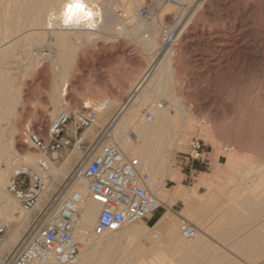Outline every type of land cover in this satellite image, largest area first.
I'll use <instances>...</instances> for the list:
<instances>
[{
    "label": "bare ground",
    "instance_id": "obj_1",
    "mask_svg": "<svg viewBox=\"0 0 264 264\" xmlns=\"http://www.w3.org/2000/svg\"><path fill=\"white\" fill-rule=\"evenodd\" d=\"M6 1L8 2V0ZM116 1L118 0H88V3L90 5H95V11L97 13V17L93 21L96 27L90 30L65 29L59 26H55V27L53 26V20L50 14L53 12L58 13L59 11H61L66 0H18L16 2H13L14 3L13 5L17 4L18 6V7L14 6L15 10L13 11H16L15 12V14L17 15L16 18H20V20L18 19L20 21V23L18 22L20 26L17 24L19 26L17 29L19 30H14L13 32L14 34L16 33L15 35L16 40L12 41L7 46L5 45L7 41H4V38H8L9 35L5 34V32L2 31V33L4 32V36H2L3 34L1 35L2 37L0 36V46L5 45V47H3L0 50V121L2 120L1 115H3V113L8 112L6 108L10 106L9 104L11 102L9 100V95H10L9 91L11 92L10 89H13V86L16 87L17 85L19 86L21 84V82L20 84L14 82L15 78L17 77V75L14 74L15 72H17L18 74H22V75H24V73H29V72L30 73L34 72L35 74L36 73L38 74V72L42 71V67H41L43 66L41 65V63H43L42 59L44 61H48V63H50V66L48 67L49 64L47 63L48 69L44 66L46 69L45 71L48 72L49 70L50 74L52 73L51 75L54 74V77L56 78L59 77L58 78L59 80L57 82L58 84L57 87L59 88V89L57 88L58 96L55 95L56 96V97L54 96L55 98L50 97L52 98V100L55 101L54 102L55 106L53 109H55V112L59 111V113L61 112L69 113L67 104H63L64 99H65L64 96L66 94V88L68 86V81H69V79L67 78V75L70 72H75V71L80 70L79 66L77 65V60L79 58V55L82 56L84 54L87 46L88 47L91 46L93 49H95V51H96V48L100 50L103 49L104 50L103 55L108 56V60L118 58L117 56L111 57V55L117 54L116 53L117 47L115 48V45H117L119 42H122L123 40H128V39L130 41L131 40L134 41L137 45V48L140 49L139 51L143 53L145 51L150 50L152 47H155L156 50L158 49L160 50V47L162 46V44H159L160 43L159 37L162 33L161 30L159 29L162 23L161 20L164 19L168 15L173 16L174 14L175 15L183 14L182 12L185 9L184 10L181 9V7L178 5L182 4L186 0H176L175 3L167 2L165 0L164 1L146 0L149 3L148 5H146L147 14L144 18L137 17L136 13L133 11L134 7H136V5L140 2V0H131L130 3H127L124 6V10L123 12H121V14L115 8L117 5L115 3ZM232 1L235 3L234 5L237 6L235 7V10L240 15L236 11L234 14H231V15L228 13V10H229L228 4H230V3L227 4L228 0H223L221 2L218 0L216 1V5L221 6L222 7L221 9L225 10L223 11L224 12L223 15H225L224 18H226V16L228 17L230 16L233 19V21H229L230 23H228L227 25V29H228L227 31H229V33L232 32L234 34L232 37H230L231 39H228L230 41L231 49L237 52L244 60H248V59L250 60L251 58L254 59L257 57V55L263 57L264 56V0H232ZM237 1L239 3H244L245 5H243L240 8ZM7 2L6 4H8ZM73 2L79 3L80 7L84 11L88 12L89 15H91L92 9L88 7V5L85 3V0H67V3L65 5L66 11L72 10ZM10 4L11 3H9V5ZM9 5H6V7ZM203 6L204 4L199 2L197 3V6L195 7L194 10L201 9L203 8ZM2 7L4 6L2 5ZM18 10H19V13L17 14ZM144 13H145V10H144ZM246 13H248V15H246L245 17ZM12 15L13 14H11L10 16H11V19L13 20L15 16L13 17ZM249 15H252L253 17L251 18ZM7 17L9 19V16ZM7 17L5 18L4 21H6ZM216 17L218 18L219 14ZM181 18L182 17H180V19ZM188 21L189 20L185 22L184 29L188 28L186 24ZM226 21L227 20H225V22ZM247 22H251V24L248 25V27H246ZM5 23H4V27H5ZM26 30H28V32H26ZM198 30L199 29L196 30L197 33L199 34L203 33L202 29H201V32ZM215 30H216V25L212 24L210 25L208 29L209 31L208 33L218 34V32H214ZM186 32L184 30L180 31L179 34H177V36L172 34L169 41L173 39L172 40L173 42L169 43L167 48L163 47V49L161 48L162 51L160 50V52H162V57L160 56L161 58L158 61H156V58L153 59L155 63L154 61L151 60V62H149L150 64H148L149 66L146 67V69L141 73V75H139L136 80L130 83V86H129L130 88L127 93L126 99L124 101L121 100L122 101L121 103L119 102L120 104H119L117 112L107 121V123L111 122V132H112L113 140L117 143L121 151L125 155L136 157L139 160L140 168L148 174L146 185L148 189L156 196L159 202V206L155 211L143 217L139 221L126 224L118 230L106 232L102 235H93L92 228H93L96 216L99 212L100 206L97 202L91 200V198L89 197L86 182L82 179L77 180L73 184L72 188L80 196V202L77 206L78 207L77 208L78 209V223L76 224L74 228V237L77 240V242L80 244L79 251H78V264H114L113 262H116L115 260H117L116 258H117L118 252H120L121 250V248L118 250V246H120V244L124 240L135 241V239H137L136 241L138 244L135 243V245H138L140 247L139 248L140 250L142 251L151 250V252L160 251L164 243H168L170 245L178 244V247H182L181 249H183L184 247L185 249H189L190 247L186 244L190 245V243L192 244L195 241L194 239L193 242H189L191 240L190 239L191 237L189 238L190 240H187V241L183 240L184 237L181 234L184 228L182 226L180 227V224H182V220L179 221L181 223L178 224V222L175 219H173L171 215H169L170 213L168 214V209H170V204L174 203L177 199H183L186 201V203L183 201L186 207L185 206L183 207L184 209L181 210V213L183 212V214L187 215L188 218L189 217L192 218L193 216L191 215L193 214L191 213H194L195 211L193 210L196 209L194 207L195 206L194 200L197 197L195 196V192H193L195 190V187L189 188L186 186L185 187L180 186L176 190L172 191L171 194L168 192L170 195L167 194L164 188L165 180L174 181V178H176V176L179 174L178 171L171 169L172 167L169 166L170 164H168L167 158H169V155L175 149L176 150L181 149L184 146L183 143L186 140V136L189 134V132L192 130V127H193L192 126L193 122L191 121L192 119H190L189 113L187 109L184 107L183 102H181V100L179 101L175 95L169 93L168 91L169 87L167 84L168 79L173 74V69H174L173 65L175 62L174 61L175 56L178 54V51H179L176 48L173 49L172 46L174 45H172V43H174V41L177 38L183 37ZM251 33H254L256 37L253 39H250ZM166 39L164 40L166 41ZM4 42L6 43L4 44ZM164 44L163 46L166 45ZM15 47L16 48L18 47L17 51H19V54H20L19 57H13L10 59L3 58L2 54L12 53ZM43 51H47V52L43 53ZM95 51L93 53H96L98 55L102 54L101 52H98V51L95 52ZM123 53L124 51H121V53L118 54V56H122ZM39 58H41V61L39 60ZM37 60H39L41 63H39V61ZM92 61L95 63L94 59ZM44 67H43V71H44ZM13 74L15 75V77L13 76ZM39 75H41V73ZM52 83L55 84L56 80L55 82H52ZM53 91H56V90L54 89ZM157 95L165 96L169 101V104H167L168 106L166 105V107H164L163 104H160L159 102L154 101L155 99L154 97ZM251 99L252 98H250V100ZM247 101H244L243 103L244 104L249 103V101L248 102ZM148 102H150V104H148ZM112 103H113L112 99L107 96H103L101 99H98L95 101H91L90 99L87 98L83 100L81 104V108L85 109L86 107H93L97 109L98 115H99L107 111L113 105ZM13 106L14 105H12V107ZM143 108H147L149 111H151L152 114L155 116V119L153 120L152 118L151 121L149 122L146 121L144 119V114L142 113ZM17 109L14 111H17ZM44 112L47 113V111H44ZM46 113L45 114L43 113V115L40 117V120H39L40 124L43 123V121H48V120L50 121V119H53L52 116H55V115H50L49 112H48L49 115ZM253 115L254 114L249 111L247 116L246 114H243L244 117L242 116L243 120H241V122H237V123H241L240 125H237V127L240 126L239 127L240 130L238 131L239 134H242L244 136L250 133L251 134L253 133V135L255 134V131L257 130L254 127L255 123H254V119L252 118ZM208 123L209 124L213 123V121L211 122L208 121ZM233 123H236V122H233ZM4 125L0 123V220L4 224L9 226L10 228V233L7 234L6 236L7 242L15 243L21 233V230L24 229L27 221L29 220V212L22 211L18 207L17 201L13 198L11 194L7 192L5 188L6 183L8 181V176L10 175V172H11L10 160L12 156L17 155L20 157L22 162L30 166H35L42 159H39L40 155L37 156L36 152L34 153L33 151L32 153V151L28 149L29 148L28 144H26L28 143V140H27L26 135L23 133V131L21 132L20 136H18L19 139H17L16 133L18 132L16 130V127L10 126L8 129H6L5 128L6 125L5 126ZM237 127L235 126L234 128L237 130L238 129ZM220 129L221 131H224L226 128L223 130V128L221 127ZM131 132H133L134 135H131ZM211 132H212V129H211ZM211 132H208V134L209 136H213V138L211 137V139H214L215 138L213 135L214 133L211 134ZM89 133L94 134L93 126L83 131L82 133L83 138L86 137V135H88ZM227 133L229 132L225 131V133L223 134L228 135ZM257 133L258 132H256L255 136L257 135ZM259 135L261 136V133ZM15 139L20 140L18 141L20 142L19 143L20 146L17 147V144H15L16 143ZM236 139L235 140L239 142L236 143V141H233V143L235 142L236 144L235 143L234 144L237 147L240 143V138H236ZM242 140H241V143H242ZM247 140H244L245 144H247V142H249L250 139L248 141ZM251 140L249 144L253 142ZM262 142L263 141H261V145L262 144L264 145V143ZM241 143L239 145L241 148H236L237 151H243V150L249 149L254 152V149H255L253 145L254 143L250 144V146L251 147L253 146L254 149L250 148V146L247 149L243 148L241 145L247 147L248 144L244 145L243 143L242 144ZM19 147L22 149V151L18 150ZM75 148H77V145L75 146ZM253 154L254 153L248 154L247 156L248 161L244 160L246 158L245 156V158L242 159V161L244 162L241 161V164H240V161H239L234 165L235 166L234 169H236V166L238 165L240 168H242L240 169L239 167H237L239 168L241 172V179L239 178L240 179L239 184H242V181H243V185H240V188H242L241 186H243V190L240 189L243 193V197L241 198L242 201L240 199L239 201L240 203L238 202L234 204L240 208L242 206V209H244V211H247V210L250 211V209L251 210L254 209L253 208L254 205L251 201L252 198H255V200L257 201L256 203L258 202L264 203V157L259 160H255V159L250 160L249 155H253ZM234 155L235 153H233V151L230 152L227 155L228 156L227 161L230 160ZM252 157L253 156H251V158ZM57 171L59 172V169L55 167V165H53L52 162H50L48 174L53 178L54 173L56 174ZM200 176L201 177L199 178V181L197 182V187H199V185L204 182L203 175H200ZM241 191H240V194L242 196ZM212 195H214V193H212ZM167 196L169 198V203L165 205L167 208V211L162 212L161 204L164 202ZM210 199L213 201V208L211 210H214L215 209L214 207L218 208V210L224 208L221 205L223 202L222 201L219 202L218 196L210 197ZM238 204H242V205H238ZM250 204H252L253 206H250ZM39 206L40 204L36 205V207H39ZM228 207H230V205L225 208H228ZM245 207H248L250 209L248 208L246 209ZM257 207H256L257 210H261L260 209L261 205ZM225 208L222 209V211L223 210L225 211ZM234 209H231L230 207L228 211H231ZM242 209H241V213L243 212L244 214L242 213L243 215L240 218L245 217L244 220L247 219L250 222L251 221L250 218L252 217H250L251 215L249 216V214H252L253 211L252 213H250L249 211H247L249 213L247 212L245 213ZM262 210L264 211L263 208ZM263 211L262 212L257 211V212L262 213L260 215L261 224H259V220L257 219L255 220V224L258 222V225H260L259 229L253 227L254 223L252 224V222L247 223V224L252 225V227L257 230L262 229L264 226V212ZM213 212H214L213 213L214 215L217 214L216 209ZM231 213L233 212L231 211ZM237 213H239V211H237ZM221 214L222 212L220 213V216L218 217L216 215L215 217L217 218L215 219L216 222L229 220V222L225 223V225L231 224L230 222L233 221V220L230 221V219H232L231 214H230V217H228L227 216L228 214L225 212L222 215ZM194 215L197 216V214H194ZM196 216L194 217L196 218ZM237 218H236V221H239V220L242 221L243 219L242 218V219L237 220ZM255 218L256 217H254V219ZM139 222H142V223H139ZM216 222H213V223H216ZM258 225H256V227H258ZM253 228H252V231L254 230ZM248 230H250V228ZM246 231L245 233H247ZM250 234H255V231L254 233L253 232L249 233V235ZM195 235H198V233H195ZM242 236H245V234ZM196 237H199V236H196ZM258 237L256 238L258 239ZM142 238H147L148 241L151 243L150 244L151 246L147 247V249L145 248V245L141 243ZM253 238L256 239L255 237ZM242 239H240L239 241H242ZM243 241L241 243L243 244L247 243V247H248L249 241L248 242H246V240L244 242ZM237 242H235V244H237ZM256 242L258 241L256 240ZM250 243L254 244L253 242H250ZM258 243L263 244L264 242L261 241L260 243L259 241ZM195 245L197 244L195 243ZM239 245H236V246H239ZM257 245L258 244L254 246H257ZM186 246H188L189 248H186ZM241 246L245 247L246 245L245 246L241 245ZM148 251H146V254L150 253ZM143 253L142 255H139V256H144L145 254ZM158 253H155V254H158ZM152 261L153 260L151 259V262Z\"/></svg>",
    "mask_w": 264,
    "mask_h": 264
},
{
    "label": "rangeland",
    "instance_id": "obj_2",
    "mask_svg": "<svg viewBox=\"0 0 264 264\" xmlns=\"http://www.w3.org/2000/svg\"><path fill=\"white\" fill-rule=\"evenodd\" d=\"M12 1L13 0H10V1L8 0V2L6 0H0V3H2L0 4V36L2 34H3L2 36H4V32L5 34L9 35L8 38H4V41H7V43L4 42V44L6 43L5 44L6 46L10 44L12 41L16 40V36H15L16 33L14 34L13 32L14 30H19L17 28L20 26L19 25L20 18H16L17 16L15 14L16 11H13L15 10L14 6L18 7L16 3H15L16 5H13L14 4L13 2H16L18 0H14L13 2ZM148 1L143 0L142 2V0H140V2L136 5V7H134L133 11L136 13L137 17L144 18L146 16L147 14L146 5H148L149 3ZM216 1L217 0H198L197 2V0H186L185 2H183L184 4L182 3L178 5L181 7V9L183 10L185 9L182 12L183 14H179L180 17H182L181 19L179 15L174 14L175 16L168 15L164 19L161 20L162 23L159 29L161 30L162 33L159 37V40H160L159 44H162V46L160 47V50L161 48L163 49V47L167 48L168 44L173 42L172 41L173 39L169 41L172 34L177 36V34H179L180 31H183V30L185 32L187 31L183 37L177 38L174 41V43H172V45H174L172 46L173 49L176 48L179 51H178V54L175 56V60H174L175 62L173 65V68H174L173 74L168 79L167 84L169 87L168 88L169 93L175 95L179 101L181 100V102H183L184 107L187 109L189 113V117L190 119H192L191 121L193 122L192 130L186 136V140L183 143L185 147L183 146L181 149H177V150L175 149L169 155V158H167L168 164H170L169 166L172 167L171 169H174L175 171L179 172L176 178H174V181H170V180L164 181V188L167 194L169 193L171 194L172 191L176 190L180 186L181 187L186 186V187L191 188L190 187L192 186L191 183L194 181L196 172L198 171L197 170L198 168L196 166L197 164L203 165L206 170L208 169L210 165L213 169V167H215L216 165L218 166L221 162H223V164L226 163L228 166H230V168H235L234 165L238 162L236 160L239 159V161L240 160L242 161V159H244L246 156L244 160L248 161L247 159L248 154L254 153L253 155H249L250 160L252 159L259 160L264 157V145L263 144L261 145V141H263L262 143H264V56L262 57V56L257 55V57L254 59L251 58L250 60L249 59L244 60L237 52L231 49L230 41L228 39H231L230 37H232L234 34L232 32L229 33V31H227L228 30L227 25L228 23H230L229 21H233V19L230 16L229 17L226 16V18H224L225 15H223L224 13L223 11L225 10L221 9L222 8L221 6L216 5ZM218 1L221 2L223 0H218ZM6 2L8 4H6ZM130 2L131 0H118L115 2L117 4L115 8L121 14V12H123L124 10V6ZM199 2L204 4L203 8L201 9L197 8L198 10H194L195 7L197 6V3ZM9 3L11 4L9 5ZM237 3L240 8L243 5H245L244 3H239L238 1ZM227 4L229 7L228 13L230 15L234 14L236 11L235 7H237L234 5L235 3L232 0H228ZM2 5L4 7H2ZM6 5H9V6L6 7ZM140 9H144L145 13L142 15H139ZM18 13H19V10L17 14ZM9 14L10 15L13 14L12 15L13 17L15 16L14 18L12 17L13 20L11 19V16ZM218 14H219V17L217 18L216 16ZM246 15H248V13L245 14V17ZM5 16L6 17L9 16V19L7 17L6 21H4L6 18ZM249 16L251 18L253 17L252 15H249ZM187 20H189L188 21L189 23L188 22L186 23L188 28L184 29L185 22ZM225 20L227 21L225 22ZM4 23H5V27H4ZM196 24L200 27H198ZM212 24L216 25V30L214 32H218V34L208 33L209 32L208 29L210 25ZM250 24L251 22H247L246 27H248V25ZM194 26H196L197 28ZM197 29H199L198 31L200 32L202 29V32L204 34L197 33L196 32ZM2 31L4 32L2 33ZM26 32H28V30H26ZM255 37L256 35H254V33L250 34V39H253ZM164 39H166L167 43ZM119 43L115 45V48L117 47L116 48L117 54L111 55V57L117 56L118 58L111 59V60H108V56L103 55L104 53L103 49L100 50L96 48V51L102 53L98 55L96 53H93L95 49H93L91 46L89 47L87 46L84 54L82 56L79 55V58L77 60V65L79 66L80 70L75 71V72H70L68 74L69 76L67 75V78L69 79V81H68V86L66 88V94L64 96L65 99H64L63 104H67L69 113H78V112L83 111L84 109L81 108V104L83 100L87 98L90 99L91 101H95V100L101 99L103 96H107L112 99L113 105L103 114L101 113L98 115V119L93 125L94 134L89 133L88 135H86V137H84L85 141L80 148L78 147L75 148L76 145H74V146H69L66 149H62L60 152H58V158L51 161L53 165H55V167L59 169V172L57 171L56 174L55 173L54 175L52 174L53 178L50 177V181H51L50 186H49L50 193L56 187H58V185L62 182L64 177L73 168L81 152L84 150L83 147H85L87 143L91 141L98 127H102L105 124H107L108 119H110L117 112L119 104L122 101H124L127 97V93L130 88L129 87L130 83L136 80L139 75H141V73L146 69V67L149 66L148 64H150L149 62H151V60L154 61L153 59L156 58V61H158L162 57V52H160L159 49L156 50L155 47H152L150 50L145 51L143 53L139 51L140 49L137 48L136 43L132 40L131 41L129 39L123 40L122 42H119ZM163 44L165 46H163ZM5 45H1L0 50L3 47H5ZM17 49L18 47L17 48L15 47L12 53L2 54L3 58L10 59L13 57H19L20 54H19V51H17ZM121 51H124L123 55L118 56V54H120ZM44 52L46 53L47 51H43V53ZM93 59L95 60V63L92 61ZM39 60L41 61V58H39ZM40 61L39 63H41ZM42 62H43L41 63V65H43L41 66L42 71L38 72V74L37 73L35 74L34 72L24 73V75L18 74L17 72L14 73L17 75V77L15 78L16 81L14 80V82L18 84H20L21 82V84L19 85L20 87L17 85L16 87L13 86V89H10L11 92L9 91L10 93L9 100L11 102L8 100L10 102V103L8 102L10 106L8 107L9 109L6 108L8 112L3 113V115H1L2 122L0 121V123L2 125L5 124L6 126L5 125L4 126L6 129H8L10 126H13V127L15 126L18 132L16 133L17 139H19L18 136H20L22 131L27 137V131L32 130V128H34L37 124L38 125L40 124L39 122L40 117L43 115V113L44 114L46 113L44 111H47L46 114H48L49 112L50 115H55V116L57 115V112L59 113V111L55 112V109H53L55 106L54 105L55 101L52 100V98H50V97L55 98L56 96H58L57 94H58L59 88L57 87L58 85L57 82L59 80L58 79L59 77L57 76L58 78H56L54 77V74L51 75L52 73L50 74L49 70L48 72H46L45 67L47 68L48 61H44L42 59ZM48 64H49L48 65L49 67L50 63ZM43 67H44V71H43ZM40 73L41 75H39ZM14 74L13 76L15 77ZM55 80H56V83L55 84L52 83V82H55ZM54 89L56 91H53ZM154 98H155L154 101H157L160 104H163L164 107H166V105L169 104V101L165 96L157 95ZM250 98L252 99L250 100ZM247 100L249 101V103H247L248 102ZM244 101H247L246 102L247 104H244L243 103ZM148 104H150V102H148ZM12 105L14 106L12 107ZM16 109L17 111H14ZM249 111L254 114L252 118L254 119L255 126L254 124L253 126L257 130L255 131V134L256 132H258L256 136L255 134L253 135V133L252 134L250 133L245 136L238 133V131L240 130L239 129L240 126L237 127V125H240L241 123H237V122H241V120H243L242 118L244 117L243 114H246L247 116ZM51 112L54 114H52ZM150 113L152 114L151 111ZM55 116H52V118H54ZM154 119H155V116L153 115V120ZM208 121L210 122L213 121V123L209 124ZM232 121L236 122L237 124L233 123ZM48 122L49 120L43 121V123L40 124L43 126V130L40 131V136L43 137L45 141L47 140L46 134H45V126L48 124ZM231 124L233 125L236 124L235 126L238 129L236 130L234 128L235 126ZM221 127L223 128V130L225 128L226 129L224 131H221L220 129ZM211 129H212V132H211ZM206 131L211 132V134L214 133L213 135L215 138L211 139V137L213 138V136H209L208 132ZM225 131L229 132L227 133L228 135L223 134L225 133ZM67 132H69V130H67ZM260 133H261V136L259 135ZM197 134L198 136L202 138L205 144L204 148L206 151V154H205L206 160L195 162L196 172H194L189 177L187 174V171H188L187 165L181 164L178 156L188 151V144H189L190 139L194 135H197ZM131 135H134L133 132H131ZM234 137L235 139L240 138V143H241V140L243 139L242 143L244 145L248 144V146L247 147L243 145L241 146L246 149L249 148L251 143L252 144L254 143L253 145L255 149L253 148V146L252 147L250 146V148L254 149V152L249 149L243 150L244 152L242 154L244 156L238 157L237 159L233 156L230 160L227 161V158H228L227 155L230 152H232L233 150H236V148H241L239 146L240 143L238 145L239 147L238 146L236 147L235 144L238 143L239 141H236L238 139L235 140ZM17 139H15V142H16L15 144H17V147H18L20 146L19 145L20 142H18L20 140H17ZM247 139L248 140L252 139L251 141L253 142L249 144L250 142L249 140V142L245 144L244 140H247ZM233 141H236V143L234 142L235 143L234 144ZM26 144H28V147H29L28 149H30L32 153L34 151V153L36 152L37 156L40 155L39 159L44 158V156L41 155L30 144L29 141ZM18 150L22 151L20 147ZM233 153L236 154V152H233ZM251 156L253 157L251 158ZM201 175H203V179H204V182L201 185H204L203 187H205V189L198 192L197 182L199 181V178H200L198 177L196 184L193 186L195 187V190L193 192H195V196L197 197L195 201L196 200L202 201V204L204 205L207 204V205L213 206V201L210 199V197L218 196L219 202L220 201L223 202L221 204L222 207H226L228 205V200L227 198L223 197L221 193L222 192L221 189L215 186L213 183L208 182L207 176L209 175H206L204 173ZM212 193H214V195H212ZM168 196L165 198L164 202L161 204L162 212L167 211V208L165 205L169 203ZM183 201L186 203V201L183 199H177L174 203L170 204V209H168V214L170 213L169 215H171V217H173V219H175L178 222V224L181 223L179 221L184 219L186 223L192 226V219L189 217L190 218L189 220L187 215L183 214V212L181 213V210L184 209L183 207L184 206L186 207ZM41 206H42V203L40 204L39 207ZM195 206H196V203H195ZM33 213L34 211L29 212V220L32 217ZM227 216L229 217V215ZM242 218H243L242 221L241 220L234 221V222L232 221L230 222L231 224H226V225L225 223L229 222V220L228 221L227 220L218 221L219 223L211 220L208 226H205V227H202V226L200 227V225L198 224L199 222L197 221H195L197 224L195 222L193 223H194V226L200 227L202 231L204 230L206 233H209V234H211L216 229L229 228L230 230V228H234L233 229L234 232H236L237 234L244 235L246 234L245 231L250 228V230L246 232L254 233L255 231L256 236L261 233H262L261 235H264V226L262 229L257 230L260 228L259 227L260 225H258V222L255 224L256 219L259 220V224H261L260 218H255L251 220L250 222L247 219L244 220L245 217H242ZM29 220L27 221L24 229L21 230V233L26 229ZM213 222H216V223H213ZM251 222L252 224L254 223L253 227L257 229L253 228L252 225L247 224ZM139 223H142V222H139ZM256 225H258V227H256ZM181 226L183 227V224H180V227ZM251 227L254 229L253 231ZM9 233H10V228L8 226L7 234ZM196 233H198V235L191 237L190 238L191 240L188 237H185L183 232L181 234L184 237L183 240L185 241L190 240L189 242H193L195 239V241L192 243L193 245L191 243L190 245L186 244L190 247L189 248L188 246H186V248H189V249H185V247L181 249L182 247H178V244L170 245L168 243H164L162 246V249L160 250L161 252L158 251L160 253L154 251L155 253H158V254H155L153 251L152 253L151 250L150 251L140 250L139 249L140 247L138 245H135V243L138 244L136 241L137 239L135 238H134L135 241L124 240L122 241L120 246H118V250L120 248L121 250L120 252H118V255L116 258L117 260H115L116 262H113V263L114 264H264V262H259V261H247L244 259L242 260L240 257H243V256L240 254V249L243 250L244 247H242L241 245L239 246L235 245L236 246L235 247L234 245H217V244H211V243L209 244L201 243V242H198L199 237H196V236H200L201 233L198 231ZM141 243L145 245L146 249L147 247L151 246L150 245L151 243L148 241L147 238H142ZM195 243L197 245H195ZM177 247L180 250V252L177 249ZM146 251L150 253L146 254ZM142 253L145 255L139 256V255H142ZM151 259L153 260L152 262H151Z\"/></svg>",
    "mask_w": 264,
    "mask_h": 264
},
{
    "label": "built area",
    "instance_id": "obj_3",
    "mask_svg": "<svg viewBox=\"0 0 264 264\" xmlns=\"http://www.w3.org/2000/svg\"><path fill=\"white\" fill-rule=\"evenodd\" d=\"M143 13L144 9L139 10L140 15ZM142 113L146 121L152 120L147 108ZM97 119V109L86 107L78 113H58L45 126L46 141L40 136L42 125L27 131L28 141L44 158L30 166L19 156H12L5 188L22 211L34 213L13 244L7 242L8 226L0 220V264H78L79 243L74 228L80 196L72 188L77 180L86 182L89 197L100 206L93 235L118 230L158 208L156 196L146 185L148 174L140 168L136 157L125 155L113 140L111 122L98 127L73 168L49 192L50 162L58 158L62 149L74 145L80 148L85 141L83 130L92 127ZM204 145L202 138L194 135L188 151L178 156L180 163L187 165L189 177L196 172L195 162L206 160ZM41 203V207H36ZM182 224L186 237L195 236L197 231L184 219Z\"/></svg>",
    "mask_w": 264,
    "mask_h": 264
},
{
    "label": "crops",
    "instance_id": "obj_4",
    "mask_svg": "<svg viewBox=\"0 0 264 264\" xmlns=\"http://www.w3.org/2000/svg\"><path fill=\"white\" fill-rule=\"evenodd\" d=\"M233 152H236V154L234 155V157L236 159L238 157L244 156L242 154L244 151L233 150ZM236 161L239 162V159L236 160ZM240 164H241V160H240ZM196 166L198 168L197 169L198 171L196 172L195 179L191 183L192 186H190V187H193L196 184L197 179H198V177H201L200 176L201 174L204 173L206 175H209V176H207L208 177V179H207L208 182L213 183L215 186H217V187H219L221 189V191L223 192L222 193L223 197L224 198H227V200H228V205L227 206L230 205L231 209H234V207H235L234 210H231L233 213H231V211H228L230 207H228V208H225L224 207L225 208V211L224 210L222 211V209H224V208L220 209L221 212H222V214L225 212V213H227L229 215V217H230V214H231V218L232 219H230V220H233V221H236L237 216H238L237 220L241 219L240 217L244 214L243 212H242L243 214L241 213L242 206L240 208L237 205H235L243 197V193L241 191V190H243V186H241L242 188H240V185H243V181H242V184H239V181L241 179V177H240L241 176V173L239 171V168L238 169H235L236 170L235 171L234 168H230V166H228L226 163L223 164V162H221L218 166L216 165L215 167H213V169H212V167L210 165L207 170L201 164H197ZM240 166H242V165H240ZM237 167H239V165L236 166V168ZM203 186L204 185H201V184L199 185L198 192H200L201 190L205 189V187H203ZM240 191L242 193V196L240 194ZM241 201H242V199H241ZM251 201H252V203H253L254 206L252 204H250V206H253L254 209L251 210L250 208H248L249 205H248V207H245L246 209L247 208L250 209V211L249 210H247V211H249L250 213H252V211H253V213H254V214L253 213L252 214H249V216L251 215L250 217H252V218H250V220H253L254 217L260 218L261 217L260 215L262 213L257 212V211H261V212L263 211L262 208L264 209V203L263 202L262 203L261 202L260 203L259 202L256 203L257 201L255 200V198H252ZM251 201H250V203H251ZM194 202L196 203V206H194L196 209L193 210V211H195V212L198 211V212L191 213V214H193V215H191L193 217L196 216L194 214H197L196 218L194 217V219H193V217H192L191 219H192V227L195 228L198 232L201 233V235L198 238V242L206 243V244L211 243V244H217V245H239V244L240 245H243V246L246 245L244 248H246L247 250L246 249H243V250L240 249V254L243 256V257H240L242 260L244 259V260H247V261L264 262V250H263L264 249L263 248L264 247V243L263 244H259L258 243L259 241H260V243H261V241L264 242V240H263L264 239V235L263 236H261L260 234H259L260 236L259 235L256 236L255 234H250L249 235L250 232H247L245 234V236H242L243 234H237L236 232H234V230H233L234 228H230V230H229V228H225V229L224 228H221V229H217V230L213 231L211 234L206 233L205 231H202L200 227L194 226V223L193 222H195V221L199 222V225L200 226L202 225V227L208 226V224L210 223L211 220L216 221L215 220V219H217V218H215L216 215H217V217L220 216V213L221 212H220V210H218V208L214 207L217 210V214L214 215L213 214L214 213L213 211H215V209L214 210H211L213 208L212 205H207V204L204 205V204H202V201H198V200H196V201L194 200ZM238 205H242V204H238ZM259 205H261V207L263 206L262 208L260 207L261 210H257L258 209L257 206H259ZM256 207H257V209H256ZM237 208H238V210H237ZM239 208H240V210H239ZM192 209H194V208H192ZM236 210L239 211L240 214L237 213ZM242 210L244 211V209H242ZM210 211H212V212H210ZM234 211H236V212H234ZM247 211H244V212L246 213ZM249 212H247V213H249ZM200 217H201V219L202 218H204V219L201 220ZM252 235L255 238L258 237V236L259 237H258V239L257 238L254 239L252 237ZM261 238H262V240H261ZM240 239H242V241L243 240L244 241L246 240V242L249 241L248 247H247V243L246 244L241 243L242 241H239ZM256 240L258 242H256ZM235 242H237V244H235ZM250 242H253L254 244H252ZM256 244H258V245L257 246H254Z\"/></svg>",
    "mask_w": 264,
    "mask_h": 264
},
{
    "label": "clouds",
    "instance_id": "obj_5",
    "mask_svg": "<svg viewBox=\"0 0 264 264\" xmlns=\"http://www.w3.org/2000/svg\"><path fill=\"white\" fill-rule=\"evenodd\" d=\"M67 0L62 8L61 11L51 13V17L53 20V26H59L65 29H85L90 30L95 28L96 25L93 21L97 17V13L95 11V5H90L88 0H85V3L88 5L89 8L92 9L91 15L88 12L84 11L79 3L73 2L72 10L66 11L65 5Z\"/></svg>",
    "mask_w": 264,
    "mask_h": 264
},
{
    "label": "snow or ice",
    "instance_id": "obj_6",
    "mask_svg": "<svg viewBox=\"0 0 264 264\" xmlns=\"http://www.w3.org/2000/svg\"><path fill=\"white\" fill-rule=\"evenodd\" d=\"M113 227H115V225H113Z\"/></svg>",
    "mask_w": 264,
    "mask_h": 264
}]
</instances>
